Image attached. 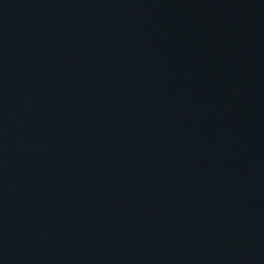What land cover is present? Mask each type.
Instances as JSON below:
<instances>
[{
	"label": "water",
	"instance_id": "obj_1",
	"mask_svg": "<svg viewBox=\"0 0 264 264\" xmlns=\"http://www.w3.org/2000/svg\"><path fill=\"white\" fill-rule=\"evenodd\" d=\"M0 264H264V0H0Z\"/></svg>",
	"mask_w": 264,
	"mask_h": 264
}]
</instances>
